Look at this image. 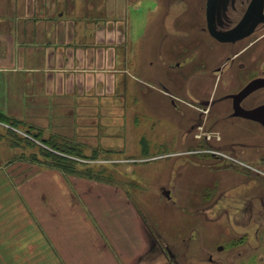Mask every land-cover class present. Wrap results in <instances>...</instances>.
I'll list each match as a JSON object with an SVG mask.
<instances>
[{
    "label": "crops",
    "instance_id": "obj_1",
    "mask_svg": "<svg viewBox=\"0 0 264 264\" xmlns=\"http://www.w3.org/2000/svg\"><path fill=\"white\" fill-rule=\"evenodd\" d=\"M94 1L0 0V113L18 121L0 125V264H159L164 254L127 187L52 167L27 133L125 151L127 108L115 98L129 78L145 81L130 67L135 0Z\"/></svg>",
    "mask_w": 264,
    "mask_h": 264
},
{
    "label": "rangeland",
    "instance_id": "obj_2",
    "mask_svg": "<svg viewBox=\"0 0 264 264\" xmlns=\"http://www.w3.org/2000/svg\"><path fill=\"white\" fill-rule=\"evenodd\" d=\"M186 1L190 5V13L182 15L168 13L162 5L163 0L158 2L159 6L155 0H135L129 5V38L135 43V50L139 51L135 52L136 61L131 62V72L144 78L145 84L129 78L127 90L115 98L117 102L122 100L127 108L126 126L122 130L126 135L123 138L125 151H105L100 146L96 149L84 147L81 150L85 158L79 160L85 165H77L87 169L92 179L95 175L94 178L101 182L129 189L134 202L155 228V234L159 235L161 246L167 243L170 247L171 253L164 251L158 259L159 264H175V261L179 264H205V253L196 242L206 247L240 233L234 231L238 228L233 227L232 230L227 226L234 216L241 215L236 202L256 203L255 217L263 223L259 234L264 239V129L242 118L235 120L234 124L226 123L218 126V130L214 129L221 133L226 153L235 160L227 156V162L219 170H211L208 163L215 164V160L206 156L200 159L199 153L194 151V148L205 147L199 145L204 139L197 137H204L205 130L192 129L195 109L188 104L202 94L222 90L226 77L231 80V75H234L232 85H236L248 77L245 71L250 67L255 71L259 68L262 72L264 40L241 56L245 62H250L243 76L236 79L233 70L237 63L229 64L221 77L200 74V60L205 61L207 57L206 65L209 67L214 59L223 61L225 56L223 50H213L201 43L204 36L197 28L199 13L192 9L196 0ZM182 9L181 6L177 11ZM196 49L201 54L198 60H193L191 54ZM255 56L259 57L257 61L253 60ZM168 61L179 62L180 65L170 69ZM221 105L223 109L229 108L227 103H223L217 105V109L222 110ZM13 131L21 138H17L18 142L29 147L22 140L23 135ZM142 137L147 140V151L142 150ZM94 155L95 158L92 157ZM218 188L227 190L220 207L227 205L231 214L228 216L232 218L227 219L222 214L221 220L209 222L206 217L214 216L215 211L220 214L221 210L218 206L211 214L202 208L216 198ZM165 190L169 191L170 198L164 195ZM236 207L237 210H233Z\"/></svg>",
    "mask_w": 264,
    "mask_h": 264
},
{
    "label": "flooded vegetation",
    "instance_id": "obj_3",
    "mask_svg": "<svg viewBox=\"0 0 264 264\" xmlns=\"http://www.w3.org/2000/svg\"><path fill=\"white\" fill-rule=\"evenodd\" d=\"M162 5L165 6V10L168 13L172 12L174 14L176 12V15L190 13V5L186 0H163ZM181 6L183 9L177 11V8H181ZM192 9L193 11L197 10L199 13L197 28L204 36L202 37L203 41L201 43H204L205 46L209 45L208 47L213 50H223L224 53L222 54L225 56L222 59L223 61H221V58L219 59L220 61L218 60L219 62L214 59L209 67L206 65L207 57L204 58L205 61L200 60L201 63L198 68H202L198 69L199 73L208 76L212 75L211 77L214 76L215 78L218 76L221 77V74L224 73L229 64L237 63V66L233 70L236 72V79L240 75L243 76V71L250 62H245L241 59V56H243L246 50L264 40V0H196L195 6ZM213 32L219 34V37ZM200 54V50L196 49L191 54V58L198 60L197 57ZM258 59L259 57L257 58V56L253 58L255 61ZM184 61L185 59H182V62ZM175 64L177 66L180 65L176 61ZM258 69L255 71L250 67L249 71H245L248 77L243 78V81H238L236 85H232L234 75H231V80L226 77L227 82L224 86L222 85V90L211 91L209 95H207L208 93L202 94L200 97L190 100V103H188L195 109L194 119L191 125L192 129L205 130L203 131L205 133L204 137L197 136L199 139H204L199 145H205V147L194 148V151L199 153L200 159L206 156L215 160V164L212 162L208 163V167L211 170H219V167H222L227 162L225 157L230 156L226 153L227 149L224 147L226 144L223 136L214 129L218 130V126H224L226 123L230 125L234 124L238 118L258 124L264 129L263 110H255L264 104V85L255 88L244 97H241L240 94L251 83H253V87L264 83V81L260 80L264 78V70L262 69V72H259ZM223 103H227L229 108L223 109V105H221L219 107L222 110L217 109V105ZM242 109L255 110L252 113L253 118L241 116ZM205 126L207 129H205ZM206 132L209 133L207 134ZM233 150H235V147H233ZM229 159L235 160L232 156ZM216 163L220 165H216ZM257 172L260 173V170H257ZM226 191L225 189L218 188L216 198L209 201L202 208L207 213L212 212L211 214H214L215 208L218 206V210H221L220 214L215 211L214 216L211 217L209 215L206 217L207 221L215 222L221 220L222 214L226 215L227 219L232 218V216H228L231 214L229 213L230 209L227 205L223 204V207H220V204L222 206V203H224L223 197ZM236 203L239 209L237 210L236 207L233 210L236 209L241 215L234 216L232 222L230 224L227 223V226L232 230L234 229L233 227L238 228L239 230L234 229V231L240 233H235L225 239V241L214 242L206 247L201 245L200 242H196L200 245L198 248L205 253V264H264V239L259 234L263 223L261 221L259 222L255 217L257 208H255L254 204L256 203ZM244 214L249 217L244 216ZM255 218L257 220L256 223ZM251 228L253 229L252 233ZM162 245L164 251L168 254L169 252L171 253L167 243ZM175 264L179 263L175 261Z\"/></svg>",
    "mask_w": 264,
    "mask_h": 264
},
{
    "label": "trees",
    "instance_id": "obj_4",
    "mask_svg": "<svg viewBox=\"0 0 264 264\" xmlns=\"http://www.w3.org/2000/svg\"><path fill=\"white\" fill-rule=\"evenodd\" d=\"M0 121L3 123H6L8 125H11L12 127L18 126V121L8 117L2 113H0ZM10 131L9 133L18 141V139H21L17 137L15 132L11 129H8ZM28 134H31L35 138V140L41 141V144H37L38 150L40 151V155L45 157V161L47 164H50L54 168L61 169L62 171H70V172H77L80 175H84L86 177L92 178V175L87 172V169L82 168L83 164L80 162L79 159L85 158L83 156L82 150L77 144L68 143V142H59L56 139L50 138V139H43L38 133L27 131ZM16 136V137H15ZM18 138V139H17ZM23 141L31 144L34 143V139H30L28 136H23ZM45 145V146H44ZM38 157V154L36 155ZM96 157V155L92 156ZM82 165L81 168H79L77 165ZM94 177H96L94 175Z\"/></svg>",
    "mask_w": 264,
    "mask_h": 264
},
{
    "label": "water",
    "instance_id": "obj_5",
    "mask_svg": "<svg viewBox=\"0 0 264 264\" xmlns=\"http://www.w3.org/2000/svg\"><path fill=\"white\" fill-rule=\"evenodd\" d=\"M216 36H218L219 37V34H217V33H215V32H213ZM221 36V35H220ZM261 81H264V78L263 79H260ZM253 83H251V84H249L247 87H245L242 91H241V97H244V96H246L249 92H251L252 90H254L255 88H257V87H259V86H262V85H264V83H262V84H258L257 86H255V87H253V85H252ZM255 110H263V113L262 114H264V104L263 105H260L259 107H257ZM255 110H253V109H250V110H248V109H242L241 110V116H244V117H248V118H253V116H252V113L255 111ZM263 121V120H262ZM164 195H166L167 197H170V194H169V191H167V190H165L164 191Z\"/></svg>",
    "mask_w": 264,
    "mask_h": 264
},
{
    "label": "built area",
    "instance_id": "obj_6",
    "mask_svg": "<svg viewBox=\"0 0 264 264\" xmlns=\"http://www.w3.org/2000/svg\"><path fill=\"white\" fill-rule=\"evenodd\" d=\"M0 125H5V126H10V127H12L11 125H8V124L3 123V122H1V121H0Z\"/></svg>",
    "mask_w": 264,
    "mask_h": 264
}]
</instances>
